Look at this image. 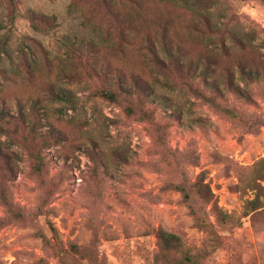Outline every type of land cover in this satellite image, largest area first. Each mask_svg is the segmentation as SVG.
<instances>
[{"label":"rangeland","instance_id":"rangeland-1","mask_svg":"<svg viewBox=\"0 0 264 264\" xmlns=\"http://www.w3.org/2000/svg\"><path fill=\"white\" fill-rule=\"evenodd\" d=\"M111 1L124 17L128 11L136 13L127 29L136 41L154 32L151 19L160 17L194 52L201 51L203 43L186 27L194 17L188 6L210 7L218 24L236 14L231 25L240 34L252 29L259 37L264 34V0ZM33 12L42 15L41 20L32 22ZM119 13V19L111 17L100 0H0V107L17 113L21 105L28 113L37 101L44 123H55L66 134L60 144L44 150L49 175L62 181L47 214L33 223L12 222L0 229V264H37L42 258L47 264H156L161 227L179 234L192 251H210L207 264H264V210L255 222L242 217L240 226L220 230L222 244L217 246L195 226L181 193L165 187L166 174L154 168L161 158L153 152L147 124L91 95L96 84L108 86L115 78L114 73L107 81L102 75L84 78L85 64H96L100 71L111 64L155 77L135 45L121 42L126 26ZM109 33L111 42L105 38ZM78 46L84 49L81 58L72 53ZM50 85L62 99L47 90ZM223 95L226 103L264 121V98L257 85L251 86L252 101L229 91ZM148 104L169 123L174 148L196 143L199 163L186 165L190 177L204 173L219 206L235 219L241 217L246 200L256 195L246 185L255 177L253 165L264 158V126L246 130L185 90L159 84ZM12 148L20 159V172L12 181L14 202L33 211L41 190L28 174L25 150ZM259 181L264 186V180ZM261 193L264 199V190ZM49 222L64 246H80L79 254L61 259L44 246L40 235L49 234Z\"/></svg>","mask_w":264,"mask_h":264},{"label":"trees","instance_id":"trees-1","mask_svg":"<svg viewBox=\"0 0 264 264\" xmlns=\"http://www.w3.org/2000/svg\"><path fill=\"white\" fill-rule=\"evenodd\" d=\"M80 1L86 3L88 0ZM100 4L111 17L120 18L119 12L113 8V1L100 0ZM188 8L193 11L194 17L186 27L197 34L196 38L203 43L201 51L194 52L186 40L179 33H173L168 22L161 21L160 17L151 19L155 31L146 33L144 38L136 41L137 38L127 30L135 23L136 13L128 11L126 17L119 13L122 24L126 26L121 33V42L127 46L135 45L140 56L154 68L155 77L145 78L135 71L111 64L105 65L103 71L96 64H85L82 76L97 80L102 75L107 81L110 74L114 73V83L108 86L104 83L96 84L91 89V95L119 105L127 117L147 124L153 141V152L161 158V163L156 162L153 166L166 174L165 187L181 193L195 226L206 232L217 246H221L220 230L229 229L231 225L240 226L242 217L251 216V220L255 222L264 210L261 193L264 186L259 181L264 180V158L253 165L255 177L246 185L256 195L246 200L241 217L235 219L219 206L214 191L205 181L204 173H199L196 178L188 174L186 165L199 163L196 143L190 142L183 150L174 148L169 142V123L161 121L156 107L149 106L148 102L155 92L156 84H159L172 91L185 90L246 130H257L264 126V121L260 118L226 103L223 95V91H229L246 101H252L251 86L255 84L264 98V34L259 37V32L255 29L240 34L231 25L236 14H232L227 22L218 24L213 19L210 7ZM41 16L33 12L30 18L32 22H37L41 20ZM139 18L142 23L143 16ZM110 35L109 33L105 37L107 42L112 40ZM83 50V47L78 46L72 49V53L81 58ZM248 52L254 54L253 57ZM72 74L75 75L74 72ZM47 90L56 98H63L53 86H48ZM0 134L6 137L0 138V203L4 206V216H0V229L12 222L39 221L47 214L48 206L62 184L60 179L49 175V162L44 150L60 144L66 139V134L55 123H44L37 101L32 103L28 113L21 105L17 113L2 105ZM13 146L25 150L29 160L28 174L36 180L41 190L39 204L33 211L14 202L12 181L20 172V159ZM47 224L49 234L42 233L40 236L44 246L56 257L67 259L69 255L80 253L79 245L64 246L58 237L57 228L50 222ZM156 238V264H207L211 254L207 250L192 251L185 246L179 234L162 227L158 228ZM37 264L47 262L42 258Z\"/></svg>","mask_w":264,"mask_h":264}]
</instances>
